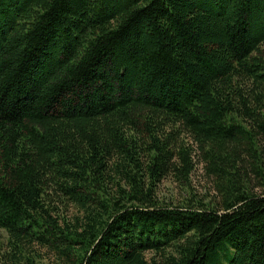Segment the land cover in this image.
<instances>
[{"label": "trees", "instance_id": "1", "mask_svg": "<svg viewBox=\"0 0 264 264\" xmlns=\"http://www.w3.org/2000/svg\"><path fill=\"white\" fill-rule=\"evenodd\" d=\"M196 164L218 201L158 199ZM0 231V264H264V0H0Z\"/></svg>", "mask_w": 264, "mask_h": 264}, {"label": "rangeland", "instance_id": "2", "mask_svg": "<svg viewBox=\"0 0 264 264\" xmlns=\"http://www.w3.org/2000/svg\"><path fill=\"white\" fill-rule=\"evenodd\" d=\"M187 142L192 144L190 140ZM195 163H197L196 157ZM157 195L158 199L165 204L182 203L189 200L205 204L218 201L212 179L208 178L201 166L197 164L187 183L168 177L159 185ZM0 241L2 243L7 241V236L3 231H0ZM28 254L42 260L44 264H55L53 256L39 247L28 248Z\"/></svg>", "mask_w": 264, "mask_h": 264}]
</instances>
